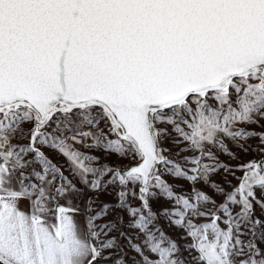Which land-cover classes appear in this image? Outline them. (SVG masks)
<instances>
[{
  "label": "snow or ice",
  "instance_id": "snow-or-ice-1",
  "mask_svg": "<svg viewBox=\"0 0 264 264\" xmlns=\"http://www.w3.org/2000/svg\"><path fill=\"white\" fill-rule=\"evenodd\" d=\"M0 264H264V0H0Z\"/></svg>",
  "mask_w": 264,
  "mask_h": 264
},
{
  "label": "rangeland",
  "instance_id": "rangeland-1",
  "mask_svg": "<svg viewBox=\"0 0 264 264\" xmlns=\"http://www.w3.org/2000/svg\"><path fill=\"white\" fill-rule=\"evenodd\" d=\"M221 159H223V160H225V161L228 160V158H227L226 156H222Z\"/></svg>",
  "mask_w": 264,
  "mask_h": 264
}]
</instances>
